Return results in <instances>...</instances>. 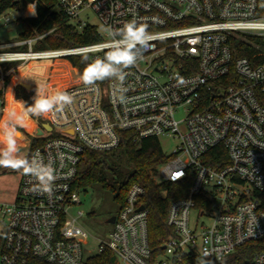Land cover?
Here are the masks:
<instances>
[{"label": "built area", "instance_id": "2783aa9c", "mask_svg": "<svg viewBox=\"0 0 264 264\" xmlns=\"http://www.w3.org/2000/svg\"><path fill=\"white\" fill-rule=\"evenodd\" d=\"M8 1L13 7L0 8V27L24 17L15 7L18 0ZM58 5L77 32L96 27L101 39L37 48L50 31L0 42V118L7 78L22 68L45 61L69 64L68 58L108 41L110 30L131 20L146 24L154 39L124 70L122 83L106 79L86 86L72 66L75 78L65 77L69 83L63 87L47 77L48 92L66 91L73 102L61 112L34 116L31 137L37 142L25 158L38 154L52 163L53 194L33 191V178L16 170L15 198L0 203V264H89L104 252L112 253V264H264V29L254 26L264 23V0H58ZM91 12L100 25L86 21ZM234 42L248 45L251 57H236ZM126 131L135 139H176L156 181L191 179L188 195L168 209L172 233L158 253L149 241L143 186L129 188L109 237L98 239L96 251L82 222L86 213L77 208L82 199L73 183L84 152L112 150ZM257 241L262 249L251 259L235 257Z\"/></svg>", "mask_w": 264, "mask_h": 264}, {"label": "trees", "instance_id": "16d2710c", "mask_svg": "<svg viewBox=\"0 0 264 264\" xmlns=\"http://www.w3.org/2000/svg\"><path fill=\"white\" fill-rule=\"evenodd\" d=\"M32 4H35V15L29 11L28 6ZM0 6L1 10L13 7L8 0H0ZM15 7L24 10V17L18 20L23 26L22 38H31L51 31L38 44L37 48L60 49L94 43L101 39L100 32L96 27H87L84 31L77 32L59 7L58 0H18ZM234 46L237 48L236 57H251L253 50L248 45L234 42ZM68 62L81 73L88 61H83L82 56H75L68 58ZM64 64L68 67L67 62ZM45 78L44 71L40 70L34 74L25 68L20 70V74L10 84L11 78H7L6 83L9 86L6 104L21 106L25 110V106L32 104L35 88L27 91L23 87L17 86L14 99V86L19 81L25 83L26 86L36 84L42 86L44 83L41 81H44ZM3 97L4 92L0 91V99ZM20 101L25 102V106H22ZM8 114H6L7 117ZM21 132H23V128L21 125H17L16 134L18 137H21ZM30 138L32 147H34L37 140ZM170 158L164 153L157 137L135 139L133 132L126 131L122 133L121 143L118 147L109 151L87 150L84 152L73 188L80 195L94 192L97 189L107 191L118 206L116 211L111 214L114 216L125 205L129 188L134 184L143 186L147 192L144 202L149 210V241L153 252L158 253L162 241L172 233V229L167 225L168 209L173 201L186 197L191 186V179L180 183H158L156 181L159 168ZM209 164L213 165L214 163L209 162ZM261 245L262 243L258 241L247 243L237 250L235 257L239 261L251 259L256 252L262 249ZM112 261V253L104 252L90 258L88 263L112 264Z\"/></svg>", "mask_w": 264, "mask_h": 264}, {"label": "clouds", "instance_id": "9594fccd", "mask_svg": "<svg viewBox=\"0 0 264 264\" xmlns=\"http://www.w3.org/2000/svg\"><path fill=\"white\" fill-rule=\"evenodd\" d=\"M29 11L35 15V4L29 5ZM256 28L264 29V23H257ZM110 39L100 45L91 46L83 51L82 60L88 61L80 73V80L86 86L95 85L99 81L115 79L123 82L125 69L137 62L140 49H147L154 39L147 30L146 24L135 20L126 22L120 29L109 31ZM103 52V55L96 53ZM93 58L89 60V57ZM183 83V80H180ZM121 100L123 97H119ZM33 103L25 106V110L17 114L15 110L9 112L6 121H0V167L21 171L23 175L33 178V191L51 196L53 184L56 180L55 170L51 162L45 163L37 154L31 159L22 157L16 134L17 125H22L26 116H43L54 112H61L71 105L73 96L66 91L50 93L46 88L38 86L32 98ZM183 173L172 179H179Z\"/></svg>", "mask_w": 264, "mask_h": 264}, {"label": "rangeland", "instance_id": "374dc122", "mask_svg": "<svg viewBox=\"0 0 264 264\" xmlns=\"http://www.w3.org/2000/svg\"><path fill=\"white\" fill-rule=\"evenodd\" d=\"M15 18H20L21 14H15ZM87 22L100 25V22L97 18V16L94 13H90L89 18L86 19ZM23 31V26L18 21H13L8 25H4L0 27V42H12L16 41L21 37V33ZM60 60V62H54V61H45L42 63H33L29 67H26L25 70L32 72L34 74L38 73L40 70L44 71L46 73V78L44 81H41V83H47L48 82V76H51L53 82H55L57 85L59 83V80H64L63 78H75V75L71 69V65L68 64V67L64 64L65 61ZM78 70V69H77ZM79 71V70H78ZM20 74V71L17 72L15 76L11 78V81L9 84ZM29 78H32L29 76ZM25 84L23 82H18ZM15 85V86H16ZM33 85L26 86L27 90L31 91ZM16 88V87H15ZM37 88V87H36ZM36 88L35 93L33 97L36 94ZM16 92V89H15ZM16 95V93H15ZM7 98V90L5 92V102ZM33 103V102H32ZM11 108V107H10ZM9 108V112L15 110L17 114H21L24 112V109L21 106H15L11 109ZM30 117V118H29ZM2 121L8 120L6 117V113L4 116H1ZM0 118V120H1ZM35 121L34 116H26L21 127L23 128V132H21V137H18V146L20 148V155L22 157H26L32 142H31V133L35 130ZM50 127H47L49 129ZM161 147L165 154L170 155L176 146V139L174 138H167V137H161L160 138ZM17 183H18V174L16 171H11L10 168H4L2 167L0 169V203H10L14 200L16 195V189H17ZM82 199V205L77 207L80 209H83L86 213L84 218L82 219L83 224L87 228V230L91 234V239L93 243V250L96 251V246L98 245V239H105L109 237V233L112 230V224L107 223V218L111 216L112 213L116 211L118 206L113 200V197L111 194H109L107 191H104L102 189H97L94 192H90L88 194H81Z\"/></svg>", "mask_w": 264, "mask_h": 264}, {"label": "crops", "instance_id": "0c3cea01", "mask_svg": "<svg viewBox=\"0 0 264 264\" xmlns=\"http://www.w3.org/2000/svg\"><path fill=\"white\" fill-rule=\"evenodd\" d=\"M64 80H59L60 81V83L58 84L60 87H63V86H65V85H67L69 82H68V80L66 79V78H63ZM8 86H9V84H8ZM33 86H40V85H33ZM33 86H32V89H34L33 88ZM15 87H17V85L16 86H14V88H13V92H14V95H13V98L15 99ZM41 87H43V85L41 86ZM8 88V87H7ZM28 91V90H27ZM33 100V99H32ZM6 101H7V98H6ZM33 102V101H32ZM7 103V102H6ZM5 109H6V104H5ZM4 114H5V111H4ZM4 114L2 115V116H4ZM7 117V116H6ZM7 118H9V116L7 117ZM30 118V117H29ZM0 121H2V118H1V120Z\"/></svg>", "mask_w": 264, "mask_h": 264}, {"label": "water", "instance_id": "95a60500", "mask_svg": "<svg viewBox=\"0 0 264 264\" xmlns=\"http://www.w3.org/2000/svg\"><path fill=\"white\" fill-rule=\"evenodd\" d=\"M19 86H21V87H23L24 89L27 90V87H26L25 84H19ZM31 90H32V88H31ZM29 91H30V90H29ZM43 127H44L45 129H47V127H50V126L47 125V124H44ZM38 133H41V131H38ZM143 209H144V207L142 206V207H140L139 210H143ZM115 219H116L115 215H114V216H111V217L107 220V223H109V224H113V223L115 222ZM246 264H248V262H247Z\"/></svg>", "mask_w": 264, "mask_h": 264}, {"label": "bare ground", "instance_id": "6f19581e", "mask_svg": "<svg viewBox=\"0 0 264 264\" xmlns=\"http://www.w3.org/2000/svg\"><path fill=\"white\" fill-rule=\"evenodd\" d=\"M15 107V105H11V104H6V109H5V113L8 114L9 113V108ZM10 108V109H11Z\"/></svg>", "mask_w": 264, "mask_h": 264}, {"label": "flooded vegetation", "instance_id": "af4514ba", "mask_svg": "<svg viewBox=\"0 0 264 264\" xmlns=\"http://www.w3.org/2000/svg\"><path fill=\"white\" fill-rule=\"evenodd\" d=\"M10 170H11V171H16V170H13V169H11V168H10ZM109 218H110V217H109ZM109 218H107L106 220H108Z\"/></svg>", "mask_w": 264, "mask_h": 264}]
</instances>
